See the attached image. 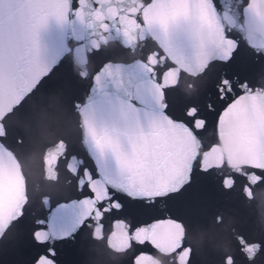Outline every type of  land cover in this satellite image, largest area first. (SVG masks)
I'll list each match as a JSON object with an SVG mask.
<instances>
[{
  "label": "snow or ice",
  "instance_id": "obj_1",
  "mask_svg": "<svg viewBox=\"0 0 264 264\" xmlns=\"http://www.w3.org/2000/svg\"><path fill=\"white\" fill-rule=\"evenodd\" d=\"M65 65L59 88L73 94L91 166L64 140L46 154L44 178L57 179L63 163L78 198H42L47 214L27 232L41 250L23 259L30 204L16 148L25 140L0 118V264H62L58 243L85 229L102 238L106 222L119 251L136 246L128 264H155L146 245L189 264L173 202L197 177L217 176L224 191L264 187V0H0V113ZM187 78L199 82L194 96L211 82L203 107L173 103ZM239 239L250 261L264 248Z\"/></svg>",
  "mask_w": 264,
  "mask_h": 264
},
{
  "label": "water",
  "instance_id": "obj_2",
  "mask_svg": "<svg viewBox=\"0 0 264 264\" xmlns=\"http://www.w3.org/2000/svg\"><path fill=\"white\" fill-rule=\"evenodd\" d=\"M115 47L109 45V50ZM102 59L97 58L94 63L98 64ZM88 67L91 71L93 64L90 63ZM75 70L79 72L81 69L76 66ZM70 74L71 69L65 65L42 89L24 94L22 98L6 100L7 107L0 113V118H8L15 133L25 140V144L19 148L11 144L16 148V158L27 181L30 204L21 250L25 260H30L41 250L32 245L27 232L35 226V219L47 214L41 204L42 198L51 196L53 204L78 198L74 187L75 178L63 163L58 169L57 179L44 178L46 154L60 140H64L70 146L74 145L73 151L84 157L91 166V161L79 146L82 130L80 117L72 107L73 94L59 88ZM198 86L199 82L191 78L182 81L180 89L172 94L175 106L182 108L185 104H199L203 107L211 96V82L206 94L194 96ZM82 91V87H79L76 94ZM184 93L193 97H186ZM17 107H20L19 112H15ZM9 110L12 115H9ZM213 139L214 121L209 125L208 132L204 133L206 143H211ZM242 183L238 181L234 189L224 191L217 176H198L184 196L173 202L175 214L184 219L182 242L185 248L192 250L189 264H222L227 255L233 256L236 264H264V248L250 261L241 251L239 239L243 237L249 243L264 245V187L253 188L250 194H245ZM217 217L222 218L221 222H217ZM127 219L129 223H134L131 217ZM111 232L112 228L106 222L102 238L94 236L92 229H85L75 240L58 243L59 259L62 264H128L137 251L136 246L119 251L115 247V238H111ZM144 251L152 254L155 264H175L176 254H165L147 245Z\"/></svg>",
  "mask_w": 264,
  "mask_h": 264
}]
</instances>
